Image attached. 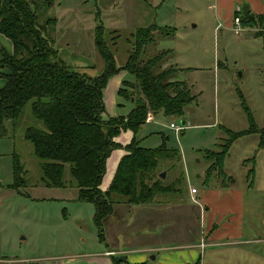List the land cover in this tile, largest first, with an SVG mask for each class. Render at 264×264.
I'll return each instance as SVG.
<instances>
[{
	"label": "rangeland",
	"instance_id": "374dc122",
	"mask_svg": "<svg viewBox=\"0 0 264 264\" xmlns=\"http://www.w3.org/2000/svg\"><path fill=\"white\" fill-rule=\"evenodd\" d=\"M34 1L40 5L38 22L58 55L89 76L104 67L95 46L94 27L99 23L118 67L127 60L136 28H172L170 37L154 32L156 44L147 45L142 61L156 50L171 49L164 63L177 69L174 79L183 81L195 100L183 116L166 117L148 109L151 119L146 122V117L135 134L142 147L164 143L179 152V158L161 161L157 171L165 172L162 185L181 176L183 191L156 194L144 204H128L115 195L113 212L102 221V240L93 222V205L77 201L75 187L41 183L39 160L23 137L27 123L41 125L29 116L28 106L0 137V264H86L106 248L132 250L124 256L145 254V264H264V23L241 22L239 34L231 29L233 8L242 16L249 5L236 0ZM3 36L0 47L7 44L11 50V41ZM123 81L133 82L134 77L122 70L108 80L104 118L126 115L133 107V100L117 94ZM250 117L255 131L231 144L221 179L208 170L205 151L218 150L228 137L225 128L248 129ZM170 122L181 130L176 132ZM132 136L127 130L114 138L120 147L110 154L102 191ZM15 155L26 170L21 193L9 187ZM64 179L70 180L68 169ZM192 188L197 190L193 196ZM194 252L197 258H192Z\"/></svg>",
	"mask_w": 264,
	"mask_h": 264
},
{
	"label": "trees",
	"instance_id": "16d2710c",
	"mask_svg": "<svg viewBox=\"0 0 264 264\" xmlns=\"http://www.w3.org/2000/svg\"><path fill=\"white\" fill-rule=\"evenodd\" d=\"M39 8L34 0H0V33L12 43L11 53L0 47V77L4 79L0 87V137L6 136V125L15 126L29 106V116L41 125L27 123L23 137L39 160L41 183L53 188L75 187L76 200L93 205V222L102 240V221L112 214L115 195L124 197L128 204H144L156 194L183 191L181 176L162 185V171H157L161 161L179 158V152L164 143L156 148L142 147L135 134L145 123L148 109L166 117L183 116L184 108L195 97L183 81L174 79L177 69L173 65L161 67L171 57V49L156 50L142 61L147 45L156 44L154 32L170 37L172 28L156 24L136 28L131 34L127 60L118 67L103 40L104 29L99 23L94 27L95 46L104 67L99 74L89 76L72 69L58 55L44 26L38 22ZM240 17L243 26H252L264 18L250 12ZM122 70L133 75L134 81H123L117 94L132 99L133 107L126 115L104 118L107 110L103 91L108 80ZM250 123L243 131L225 128L228 137L218 145V150L205 151L210 161L208 170H215L221 179L231 144L255 131L251 117ZM127 130L133 136L122 146L126 152L107 189L102 191L100 184L107 159L113 149L120 147L114 138ZM261 133L264 135V130ZM66 169L69 182L64 179ZM25 175L26 170L15 155L9 187L19 193L27 185Z\"/></svg>",
	"mask_w": 264,
	"mask_h": 264
},
{
	"label": "crops",
	"instance_id": "0c3cea01",
	"mask_svg": "<svg viewBox=\"0 0 264 264\" xmlns=\"http://www.w3.org/2000/svg\"><path fill=\"white\" fill-rule=\"evenodd\" d=\"M236 1H238L240 3H242V2L247 3L249 5L247 7L248 8V12H250L251 15H254L255 17H257V16L258 17L259 16H263L264 17V0H236ZM230 6H232V1H231V5ZM233 10H234V15L238 13L237 9H234L233 8ZM263 23H264V18L261 21V26H262ZM231 29H232V27H231ZM0 35H2V34L0 33ZM3 38L5 39L6 37L3 36ZM5 45H6L5 46L6 47L5 49L8 52L12 51V48L10 50L9 46L7 44H5ZM11 46H12V43H11ZM165 65L167 66L168 64L167 63H164V66ZM3 84H4V79L0 77V87ZM146 122H148V121H146ZM116 142H118V141H116ZM123 154H124V152H123ZM109 157L107 159L106 171H107V169L109 167ZM114 166L115 165L112 163V167H114ZM115 169H116V167H115ZM107 186H108V184H107ZM196 193H197V190H196ZM204 208L207 209L208 208L207 205L204 204ZM108 251L115 252V254H112L111 256L105 255V252H108ZM116 251H118V252H116ZM128 251H132V250H129V249H119V250H115V249L106 248V249H104L103 251H101L98 254L99 257H97L95 259H91V260L86 261V264H112V262L113 261H116V260H119V262L117 264H145V262H146V255L145 254H142V255L141 254H136V255H130L129 254V255H125L124 256V254H127ZM145 251H150V249H146ZM147 253H149V252H147ZM191 256H192V258H197L198 257L197 256V253H195V252L194 253H191ZM153 257L154 256H152V258ZM170 258H173V256L170 257Z\"/></svg>",
	"mask_w": 264,
	"mask_h": 264
},
{
	"label": "built area",
	"instance_id": "2783aa9c",
	"mask_svg": "<svg viewBox=\"0 0 264 264\" xmlns=\"http://www.w3.org/2000/svg\"><path fill=\"white\" fill-rule=\"evenodd\" d=\"M232 29H233V31L236 34H239L240 31H242V27H241V17L240 16L234 15ZM150 119H151V116L149 115L146 120L148 121ZM169 126L171 128H173L176 132H179L181 130V127L176 126L173 122H170L169 123ZM195 193H196V189L195 188H192L190 190V194L193 196Z\"/></svg>",
	"mask_w": 264,
	"mask_h": 264
},
{
	"label": "water",
	"instance_id": "95a60500",
	"mask_svg": "<svg viewBox=\"0 0 264 264\" xmlns=\"http://www.w3.org/2000/svg\"><path fill=\"white\" fill-rule=\"evenodd\" d=\"M247 13H248V8H247V7H244V9H243V14H247ZM131 100H132V99H131ZM181 124L184 125V124H185V121L182 120V121H181ZM160 176H161L162 178H164V177H165V172L162 171V172L160 173Z\"/></svg>",
	"mask_w": 264,
	"mask_h": 264
}]
</instances>
